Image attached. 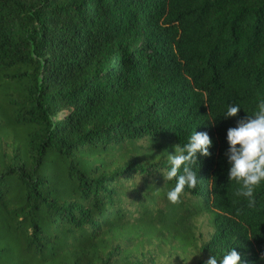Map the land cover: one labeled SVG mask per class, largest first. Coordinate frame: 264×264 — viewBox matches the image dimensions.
Returning a JSON list of instances; mask_svg holds the SVG:
<instances>
[{
    "label": "trees",
    "instance_id": "1",
    "mask_svg": "<svg viewBox=\"0 0 264 264\" xmlns=\"http://www.w3.org/2000/svg\"><path fill=\"white\" fill-rule=\"evenodd\" d=\"M260 100L264 0H0V264H133L119 242L188 248L203 215L189 264H264V181L250 207L224 155ZM193 131L210 154L171 203L168 154Z\"/></svg>",
    "mask_w": 264,
    "mask_h": 264
},
{
    "label": "clouds",
    "instance_id": "2",
    "mask_svg": "<svg viewBox=\"0 0 264 264\" xmlns=\"http://www.w3.org/2000/svg\"><path fill=\"white\" fill-rule=\"evenodd\" d=\"M239 105H229L223 116H236ZM257 111L236 121L234 127L226 130L225 140L228 145L224 155L228 167V179L234 180L239 187L237 197H244L251 207L255 203L254 190L264 181V100H260ZM212 141L207 132L193 131L182 147L174 146V153L168 154L166 176L169 181L175 179L174 187L166 193V199L177 203L185 186L189 189L197 184V172L191 165L197 162V154L208 156ZM261 258H264L262 253ZM206 264H243L239 253L231 248L219 257L212 255Z\"/></svg>",
    "mask_w": 264,
    "mask_h": 264
},
{
    "label": "rangeland",
    "instance_id": "3",
    "mask_svg": "<svg viewBox=\"0 0 264 264\" xmlns=\"http://www.w3.org/2000/svg\"><path fill=\"white\" fill-rule=\"evenodd\" d=\"M58 117L61 118L62 114ZM146 161L149 162V159ZM146 161L145 159H140L138 164L145 165ZM162 161L161 159H157L156 163L160 164ZM134 188H138V190L142 189L139 180H135L134 186H127L124 189L125 194H132ZM190 233L194 240L188 248H182L177 241H174L169 235L162 232L164 239L155 237L152 234L143 238L137 244V247L130 242L127 245L124 242H119V248L118 250L115 249L114 252L120 254L129 251L131 253L130 260L133 264H189L198 258L195 254L196 250L193 247H198L207 242L212 234L208 215L194 218L191 221Z\"/></svg>",
    "mask_w": 264,
    "mask_h": 264
}]
</instances>
